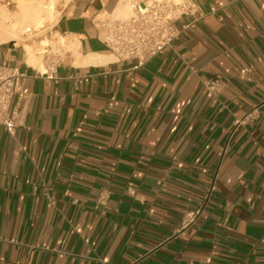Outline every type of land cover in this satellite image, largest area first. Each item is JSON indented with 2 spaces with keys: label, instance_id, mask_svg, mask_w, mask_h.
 I'll list each match as a JSON object with an SVG mask.
<instances>
[{
  "label": "crops",
  "instance_id": "crops-1",
  "mask_svg": "<svg viewBox=\"0 0 264 264\" xmlns=\"http://www.w3.org/2000/svg\"><path fill=\"white\" fill-rule=\"evenodd\" d=\"M122 1L60 18L78 50L56 80L21 66L24 125L0 127V264H264V0H192L189 28L142 67L100 40Z\"/></svg>",
  "mask_w": 264,
  "mask_h": 264
},
{
  "label": "built area",
  "instance_id": "built-area-1",
  "mask_svg": "<svg viewBox=\"0 0 264 264\" xmlns=\"http://www.w3.org/2000/svg\"><path fill=\"white\" fill-rule=\"evenodd\" d=\"M127 2L131 7L129 17L109 15L99 21L97 27L100 40L110 53L118 61L134 62L136 67H142L166 49H172L183 31L190 26L188 23L180 24L181 19L196 12V5L192 0H127ZM42 49V61L46 68L44 72L28 65L26 55L23 56L25 60L20 66L0 63V127L12 136L24 125L25 109L20 100L26 98V83L34 77L21 66L31 68L47 80H56L55 68L69 53L63 49L52 53L50 45ZM203 87L212 94L220 91V83L217 80L205 81ZM251 117L252 114L237 119L234 130L230 132V138L235 130ZM212 189L210 187L207 190L206 201L210 199ZM104 200L105 196L102 195L97 203L103 204ZM205 205L204 202L199 208L188 211L183 218L181 229L194 224L202 216Z\"/></svg>",
  "mask_w": 264,
  "mask_h": 264
},
{
  "label": "bare ground",
  "instance_id": "bare-ground-1",
  "mask_svg": "<svg viewBox=\"0 0 264 264\" xmlns=\"http://www.w3.org/2000/svg\"><path fill=\"white\" fill-rule=\"evenodd\" d=\"M11 3L0 0V45L11 43L14 46L23 45L26 51V61L28 65L45 71L46 68L42 61L43 49L46 41L41 42L40 50H34V47L24 43V35L29 37L36 31L46 27V24L54 22L56 0H9ZM7 3V4H6ZM15 4L17 12L12 14L8 5ZM131 7L127 0L122 1L119 5L116 16L126 18L130 14ZM67 44L62 38L60 45L72 47V50H78V43ZM89 62L95 63L93 57L89 58Z\"/></svg>",
  "mask_w": 264,
  "mask_h": 264
},
{
  "label": "rangeland",
  "instance_id": "rangeland-1",
  "mask_svg": "<svg viewBox=\"0 0 264 264\" xmlns=\"http://www.w3.org/2000/svg\"><path fill=\"white\" fill-rule=\"evenodd\" d=\"M3 2L11 3L9 0H1V3ZM75 2L76 0H56L54 22L51 24H46L45 28L34 32L30 37L29 35H24V41H25L24 43L34 47L35 51L40 49V44H42L41 42L46 41L47 43L46 45L51 46L52 53H57L60 49H63L64 52H76V50H72V47L68 48V46L67 47L61 46L60 42L62 38H64V41H66L67 44L72 43L76 45L75 43H77V41H75L74 38L65 37L63 35H60L55 30L56 23L60 20V18H62L63 16H66L67 14L71 12L72 7L74 6ZM8 7L10 8L12 14H15L17 12V9L15 8L16 7L15 4L8 5ZM130 14L128 15V17L130 16ZM1 47H11V48L16 49L14 52L15 53L18 52L20 58L26 55L25 48L23 47L22 44L18 46H14L11 43H9V44L0 45V48ZM1 53H2V49H0V54ZM42 60H43V56H42Z\"/></svg>",
  "mask_w": 264,
  "mask_h": 264
}]
</instances>
